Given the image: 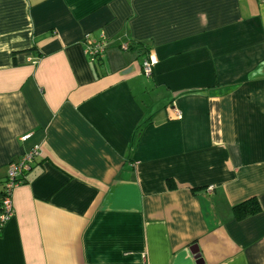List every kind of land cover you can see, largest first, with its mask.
<instances>
[{"label": "crops", "instance_id": "obj_1", "mask_svg": "<svg viewBox=\"0 0 264 264\" xmlns=\"http://www.w3.org/2000/svg\"><path fill=\"white\" fill-rule=\"evenodd\" d=\"M33 144L0 264H264V0H0V189Z\"/></svg>", "mask_w": 264, "mask_h": 264}, {"label": "built area", "instance_id": "obj_2", "mask_svg": "<svg viewBox=\"0 0 264 264\" xmlns=\"http://www.w3.org/2000/svg\"><path fill=\"white\" fill-rule=\"evenodd\" d=\"M85 47L84 54L90 61H98L104 57L106 48V37L101 33L97 38H93L89 34L84 36ZM123 49H128L129 41L122 42L120 45ZM156 63V58L148 52L141 61V73L145 77H150L153 72V67ZM174 116L179 118L181 113L178 109H174ZM31 136L30 133L21 136V140H26ZM41 154V148L38 144L31 145L17 159L9 162L6 170V176L0 194V230L5 223L13 217V191L17 186L24 182L25 173L30 170L34 159ZM212 189V186L207 188Z\"/></svg>", "mask_w": 264, "mask_h": 264}, {"label": "trees", "instance_id": "obj_3", "mask_svg": "<svg viewBox=\"0 0 264 264\" xmlns=\"http://www.w3.org/2000/svg\"><path fill=\"white\" fill-rule=\"evenodd\" d=\"M142 129L141 126H139V129L140 130ZM141 131V130H140ZM138 139V137H136V140ZM0 194H1V189H0ZM247 203H250V205L246 206ZM245 206V207H243ZM260 210V206H259V203L256 199H251L243 204H239L237 206L234 207V211L235 213H237V215H239V217H244V216H247V215H250V214H254L256 212H258Z\"/></svg>", "mask_w": 264, "mask_h": 264}]
</instances>
